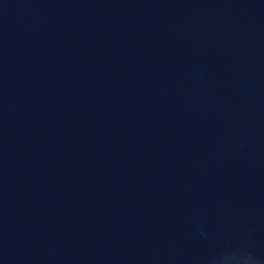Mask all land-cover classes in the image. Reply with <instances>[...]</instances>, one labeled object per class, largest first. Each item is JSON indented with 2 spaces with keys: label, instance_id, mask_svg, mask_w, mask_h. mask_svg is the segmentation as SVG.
<instances>
[{
  "label": "water",
  "instance_id": "obj_1",
  "mask_svg": "<svg viewBox=\"0 0 264 264\" xmlns=\"http://www.w3.org/2000/svg\"><path fill=\"white\" fill-rule=\"evenodd\" d=\"M0 264H264V0H0Z\"/></svg>",
  "mask_w": 264,
  "mask_h": 264
}]
</instances>
